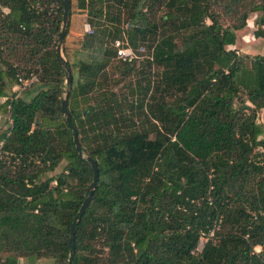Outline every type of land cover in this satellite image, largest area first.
<instances>
[{"label": "trees", "instance_id": "1", "mask_svg": "<svg viewBox=\"0 0 264 264\" xmlns=\"http://www.w3.org/2000/svg\"><path fill=\"white\" fill-rule=\"evenodd\" d=\"M72 5L66 108L98 170L72 264H264V53L229 47L254 12L264 38V0H75L93 28L70 45ZM61 12L62 0H0V264H67L92 178L60 112ZM119 38L146 48L140 67L115 59Z\"/></svg>", "mask_w": 264, "mask_h": 264}, {"label": "rangeland", "instance_id": "2", "mask_svg": "<svg viewBox=\"0 0 264 264\" xmlns=\"http://www.w3.org/2000/svg\"><path fill=\"white\" fill-rule=\"evenodd\" d=\"M72 1V6H71V10H70V17H69V25H68V32L67 35L69 37H67V41L69 42L70 45L71 41H76L77 38L79 36V34H77L78 32H84L83 30V25L84 24H88L91 28L92 25L86 20V16L79 11L78 9L75 8L74 6V2L75 0H71ZM257 16V13H251L249 14L247 20H246V25L240 29L235 31V39H237V43L236 46H234L233 48L236 49L238 52L240 53H246L248 55H255V54H263L264 53V38H260V37H254L252 35V32L255 28L254 26V19ZM79 27V28H78ZM117 28L121 31V36L123 35V31L125 29V22L124 20H120L119 25H117ZM71 30V31H70ZM70 31V34H69ZM120 39V38H119ZM74 47V46H73ZM148 52L146 50V48L140 47V49H138L135 52V57H133L134 59H136V65H138L140 67V62L142 59L146 58L148 56ZM62 55V53H61ZM63 56V55H62ZM64 58V57H63ZM115 59H118L115 57ZM113 69V67H112ZM71 72L73 73L72 75V81L69 83V89L70 86L72 85V83L74 82L75 78H76V71L75 69L72 67ZM117 75L114 73V76ZM133 79V77H125L123 80H121V82L119 84H117L116 86H114V89L120 90L121 92H125L126 91V84L128 82H130ZM35 81V80H34ZM66 86H65V82L63 81V91H65ZM64 92L62 93L63 97ZM264 108H262L258 114H257V122L258 123H262L264 125ZM9 117L7 113H3L0 114V133L2 131H4V129L8 126L9 124ZM64 162H61L51 174H56L58 172H60L62 166H63ZM204 238L200 237L197 248L194 250L193 254L196 255L199 250L200 247L202 246L203 242H204ZM258 249V248H256ZM35 263L36 264H49L50 260L49 259H35Z\"/></svg>", "mask_w": 264, "mask_h": 264}, {"label": "water", "instance_id": "3", "mask_svg": "<svg viewBox=\"0 0 264 264\" xmlns=\"http://www.w3.org/2000/svg\"><path fill=\"white\" fill-rule=\"evenodd\" d=\"M67 11H68V0H62L61 26H60V29H59L58 34H57V42L55 45V53L59 57L60 63L63 67V71L65 74L64 82H65V86H66V89L64 91V95H63V97L60 98V112L64 118V122L66 123L67 127L70 129L72 143H73L74 149L77 153L78 159L79 160L84 159V161L90 166L91 171H92V178H91V181H90L89 186H88V193H87L86 197L82 200V202H81V204H80L77 212L75 213V215L71 221V224H70L69 253H68V257H67V264H72L74 226H75L76 222L78 221V219L80 218V216L82 215V213L84 212L85 208L87 207V205L90 201L94 186H95L97 179H98V170H97L96 161L93 158H91L89 155H86L82 152L80 145L78 143L75 126L72 124L70 117H69V113H68L67 108H66V100H67L68 93H69V83H70L71 77H70L69 67L67 66V62L63 58V56L61 55V43H62V39L64 36L66 24H67Z\"/></svg>", "mask_w": 264, "mask_h": 264}, {"label": "built area", "instance_id": "4", "mask_svg": "<svg viewBox=\"0 0 264 264\" xmlns=\"http://www.w3.org/2000/svg\"><path fill=\"white\" fill-rule=\"evenodd\" d=\"M125 26H126V24H125ZM83 30L86 33L92 32V29L88 24L83 25ZM112 46L115 49V57L118 59H129V58L135 57V51L127 44V42L124 38L123 39H114L112 41ZM138 49H140V47ZM35 79L36 78L34 75H31L28 79H25V80H22L21 78H17V81L19 82V86L17 88V91H20L25 85L29 84L30 82L34 81ZM2 145H3V140H0V161L8 163L10 153L3 150ZM200 237H203L206 240V238L204 236H200ZM205 240H204V242H205ZM198 242H199V240H198ZM197 245H198V243H197ZM197 245H196V248H197ZM202 246H203V244H202ZM202 246L200 247V250H201Z\"/></svg>", "mask_w": 264, "mask_h": 264}, {"label": "crops", "instance_id": "5", "mask_svg": "<svg viewBox=\"0 0 264 264\" xmlns=\"http://www.w3.org/2000/svg\"><path fill=\"white\" fill-rule=\"evenodd\" d=\"M71 31V30H70ZM70 31H69V34H70ZM77 34H79V35H77V36H79L77 39H80L81 37H82V32H78ZM67 37H69L68 35H67ZM66 37V38H67ZM236 43H237V39H235V42H234V44L233 45H231V46H229V47H231V48H233L234 46H236ZM235 48V47H234ZM264 114V113H263Z\"/></svg>", "mask_w": 264, "mask_h": 264}]
</instances>
